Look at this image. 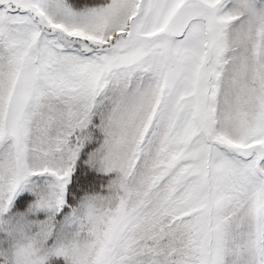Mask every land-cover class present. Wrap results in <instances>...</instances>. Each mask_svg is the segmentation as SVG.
<instances>
[{"label": "snow or ice", "instance_id": "obj_1", "mask_svg": "<svg viewBox=\"0 0 264 264\" xmlns=\"http://www.w3.org/2000/svg\"><path fill=\"white\" fill-rule=\"evenodd\" d=\"M0 264H264V0H0Z\"/></svg>", "mask_w": 264, "mask_h": 264}]
</instances>
